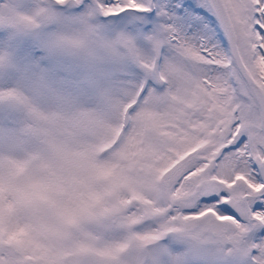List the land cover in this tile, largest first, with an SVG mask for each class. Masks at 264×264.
I'll list each match as a JSON object with an SVG mask.
<instances>
[{
	"label": "snow or ice",
	"instance_id": "6c2138e0",
	"mask_svg": "<svg viewBox=\"0 0 264 264\" xmlns=\"http://www.w3.org/2000/svg\"><path fill=\"white\" fill-rule=\"evenodd\" d=\"M40 23L74 64L0 88L21 113L0 123V264H264V0L0 20Z\"/></svg>",
	"mask_w": 264,
	"mask_h": 264
},
{
	"label": "rangeland",
	"instance_id": "374dc122",
	"mask_svg": "<svg viewBox=\"0 0 264 264\" xmlns=\"http://www.w3.org/2000/svg\"><path fill=\"white\" fill-rule=\"evenodd\" d=\"M37 6L54 8V0H0V20L7 17L10 9L31 15ZM49 31L50 25L47 23H40L37 28L0 24V88L21 86L25 90L38 92L46 87L40 76L42 70L74 64L70 57L46 53L45 42ZM3 53L8 54L6 58ZM37 101L42 107L47 106L45 95L37 96ZM20 118L21 113L11 105L0 102V123Z\"/></svg>",
	"mask_w": 264,
	"mask_h": 264
}]
</instances>
